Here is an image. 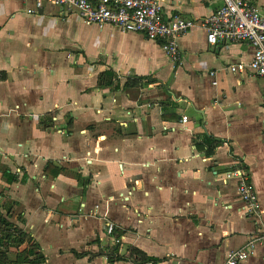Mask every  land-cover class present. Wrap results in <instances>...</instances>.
Wrapping results in <instances>:
<instances>
[{"label": "crops", "instance_id": "0c3cea01", "mask_svg": "<svg viewBox=\"0 0 264 264\" xmlns=\"http://www.w3.org/2000/svg\"><path fill=\"white\" fill-rule=\"evenodd\" d=\"M163 3L164 19L197 24L177 38L176 68L143 34L0 0L1 213L31 239L11 260L35 243L46 264H225L264 237V78L228 69L254 48L208 43L200 23L222 0ZM106 72L113 83L100 86ZM236 169L257 213L228 177ZM243 264H264V240Z\"/></svg>", "mask_w": 264, "mask_h": 264}, {"label": "built area", "instance_id": "2783aa9c", "mask_svg": "<svg viewBox=\"0 0 264 264\" xmlns=\"http://www.w3.org/2000/svg\"><path fill=\"white\" fill-rule=\"evenodd\" d=\"M12 1V0H5ZM33 1L34 9L29 14H36L45 4L76 10L87 26L100 29L112 27L125 33H138L158 42L169 62L176 68L183 64V52L177 38L197 26L194 20L180 16L164 19V0H22ZM222 7L211 16L201 20V27L207 33V41L215 45L220 41L227 43H248L254 48V55L249 63L231 65V73L240 76L254 75L264 78V13L249 0H222ZM215 72H211L213 77ZM218 82L214 81L213 85ZM189 119L183 116L182 124ZM238 180V196L249 213L260 210L259 196L250 185L248 172L236 169L228 175ZM115 230L114 224L108 225V233ZM1 236V234H0ZM264 237H255L240 249L232 250L225 264H243L255 254ZM114 243L110 248H113Z\"/></svg>", "mask_w": 264, "mask_h": 264}, {"label": "trees", "instance_id": "16d2710c", "mask_svg": "<svg viewBox=\"0 0 264 264\" xmlns=\"http://www.w3.org/2000/svg\"><path fill=\"white\" fill-rule=\"evenodd\" d=\"M105 78H109L108 82L104 81ZM103 79V80H102ZM114 77L109 73H104L100 76V86L108 85L111 86L113 83ZM145 81L143 79H133L131 78L127 82V86H136L138 85L137 81ZM150 81V80H148ZM148 84V82L146 83ZM11 182V181H10ZM0 264H46V259L41 252L40 247L33 243L32 246L28 247L26 250L19 252L15 260L9 258V253L11 248H19L26 242H31V239L27 237L25 233L20 231L9 219L3 217L1 213L0 205ZM132 256L139 257L140 260H146L145 254L141 253L137 249L131 251ZM114 257H111V260H114Z\"/></svg>", "mask_w": 264, "mask_h": 264}]
</instances>
